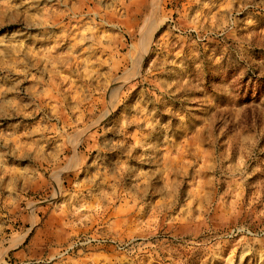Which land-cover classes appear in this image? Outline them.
Wrapping results in <instances>:
<instances>
[{"label": "rangeland", "instance_id": "obj_1", "mask_svg": "<svg viewBox=\"0 0 264 264\" xmlns=\"http://www.w3.org/2000/svg\"><path fill=\"white\" fill-rule=\"evenodd\" d=\"M0 264H264V0H0Z\"/></svg>", "mask_w": 264, "mask_h": 264}, {"label": "crops", "instance_id": "obj_2", "mask_svg": "<svg viewBox=\"0 0 264 264\" xmlns=\"http://www.w3.org/2000/svg\"><path fill=\"white\" fill-rule=\"evenodd\" d=\"M35 146L37 145V142L35 141L34 143H33ZM39 153H41V152H39ZM42 154V153H41ZM23 155L24 156H22V157H27V158H29V159H31V160H42V159H45L46 160V156H43L42 155V158H40L39 156L37 157L36 155H30V152H28V153H26V152H23ZM46 155V154H45ZM44 157V158H43Z\"/></svg>", "mask_w": 264, "mask_h": 264}]
</instances>
